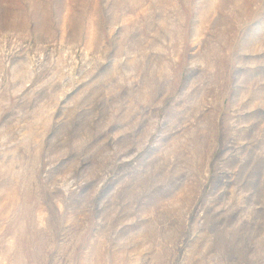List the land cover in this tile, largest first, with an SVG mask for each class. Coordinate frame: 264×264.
<instances>
[{"label":"rangeland","instance_id":"obj_1","mask_svg":"<svg viewBox=\"0 0 264 264\" xmlns=\"http://www.w3.org/2000/svg\"><path fill=\"white\" fill-rule=\"evenodd\" d=\"M0 264H264V0H0Z\"/></svg>","mask_w":264,"mask_h":264}]
</instances>
